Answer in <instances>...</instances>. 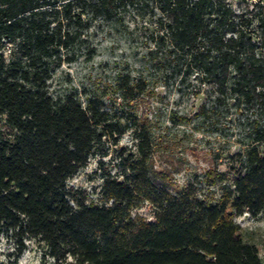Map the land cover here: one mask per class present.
<instances>
[{"label": "trees", "instance_id": "trees-1", "mask_svg": "<svg viewBox=\"0 0 264 264\" xmlns=\"http://www.w3.org/2000/svg\"><path fill=\"white\" fill-rule=\"evenodd\" d=\"M127 10L156 19L148 55L162 54L178 74L197 70L217 100L232 93L264 111V0L240 10L231 0H0V116L10 129L0 130V234L16 252L6 264H18L30 241L43 264H263L234 219L264 213V130L238 168L209 172L210 186L226 183L214 199L194 181L174 192L156 170L151 130L126 110L146 79L121 74L119 104L50 93L54 72L79 59L88 22ZM127 132L136 152L121 157L120 176H105L98 200L68 186L99 145ZM146 203L152 221L133 215Z\"/></svg>", "mask_w": 264, "mask_h": 264}, {"label": "rangeland", "instance_id": "rangeland-1", "mask_svg": "<svg viewBox=\"0 0 264 264\" xmlns=\"http://www.w3.org/2000/svg\"><path fill=\"white\" fill-rule=\"evenodd\" d=\"M251 1L231 3L240 10ZM88 26L87 42L77 51L79 59L54 72L52 96L72 92L82 94L84 99L85 93H96L119 104L117 79L121 74L146 79V91L126 110L149 126L156 170L169 177L174 192L194 181L203 196L219 199L226 183L210 186L209 172L227 174L231 168L239 167L240 157L254 145L255 130H264V111L239 103L232 93L217 100L210 85L200 81L197 70L185 65L178 74L174 64L164 61L162 54L157 59L148 55L149 48L155 46L152 33L156 37L158 30L154 18L127 10L116 21L90 20ZM7 48L10 53L13 47ZM90 50H94L92 56ZM0 130L9 134L6 117L0 116ZM136 144L131 132L116 144L105 140L87 165L68 180V186L98 200L105 176H120L124 168L121 157L135 153ZM259 147L264 151V143ZM154 212L146 203L133 215L152 221ZM234 220L241 227L242 238L256 246L264 264V213L244 214ZM15 253L12 236L0 234V264H6ZM42 256L43 248L30 241L18 264H43Z\"/></svg>", "mask_w": 264, "mask_h": 264}]
</instances>
